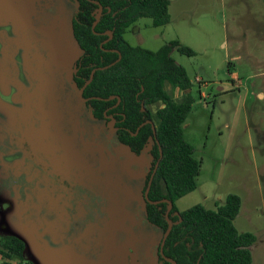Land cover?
<instances>
[{"label":"rangeland","instance_id":"374dc122","mask_svg":"<svg viewBox=\"0 0 264 264\" xmlns=\"http://www.w3.org/2000/svg\"><path fill=\"white\" fill-rule=\"evenodd\" d=\"M169 1L167 24L141 18L124 39L194 51L170 53L192 81L183 133L200 161L196 189L175 205L215 208L236 193L234 225L254 234L252 264H264V0ZM75 10V0H0V234L25 243L16 264H130V251L158 264L163 234L142 196L148 147L130 153L80 99Z\"/></svg>","mask_w":264,"mask_h":264},{"label":"trees","instance_id":"16d2710c","mask_svg":"<svg viewBox=\"0 0 264 264\" xmlns=\"http://www.w3.org/2000/svg\"><path fill=\"white\" fill-rule=\"evenodd\" d=\"M75 2L71 31L79 51L71 80L80 89L95 69L82 92L88 98L84 105L92 117L107 122L114 119V137L130 153L139 155L148 147L151 167L142 188L144 213L147 222L162 234L168 227V203L163 199L172 202L167 215L172 228L163 247L165 258L176 264H252L250 246L255 236L234 225L241 207L239 195L227 194L215 208L194 204L179 210L175 205L179 198L196 189L200 161L183 133L193 101L192 81L170 53L176 49L190 56L194 51L176 39L155 51L124 39L127 28L141 18H149L155 27L167 24L170 1ZM100 6L102 11L92 27ZM166 84L181 92L178 100L173 99ZM156 162L148 198L159 202L151 204L145 200L144 190ZM159 247L160 243L158 264H171L161 256ZM24 251L21 238L12 233L0 234V264L21 263Z\"/></svg>","mask_w":264,"mask_h":264},{"label":"water","instance_id":"95a60500","mask_svg":"<svg viewBox=\"0 0 264 264\" xmlns=\"http://www.w3.org/2000/svg\"><path fill=\"white\" fill-rule=\"evenodd\" d=\"M101 11H102V7L100 6V7H99V11H98V13H97V15H96L95 22H94V24H93L92 27H94V25L97 23ZM109 36H111V33H109ZM112 64H113V63H112ZM108 66H109V65L104 66V67H100V68H107ZM94 71H95V69L92 70L91 75H90V79L92 78V73H93ZM90 79H89V80H88V81H87V82H86V83H85V84L79 89V91H78V95H79L80 99H81L83 102H86V101L88 100V98H84V97L82 96V92H83L84 87H85V86L88 84V82L90 81ZM114 122H115V120L112 119V123H111V124L113 125ZM112 125H111V126H112ZM152 127H153V132H155L154 126H152ZM157 165H158V162L155 163V166H154V168H153V171H152V173H151V175H150V177H149V180H148V182H147V186H146V188H145V190H144V198H145L146 201H148V202L151 203V204H157V203L159 202V201H152V200H150V199L148 198V192H149L150 185H151V181H152V178H153L154 172L156 171ZM163 201H166V202L168 203V207H167V209H166V213H165V217H166V219H167V221H168V227H167L166 231L164 232V234H163V236H162V238H161L160 247H159V252H160L161 256H162L163 258H165L164 254H163V247H164L165 240H166V238H167V236H168V233L170 232V230H171V228H172V224H171V222H170V221L168 220V218H167L168 212H169V210H170L171 207H172V202L169 201V200H166V199H163ZM130 258H131L130 264H136L135 257H134V255H133V253H132L131 251H130ZM165 259L169 260V261L171 262V264H176L175 261H173V260H170V259H168V258H165Z\"/></svg>","mask_w":264,"mask_h":264},{"label":"crops","instance_id":"0c3cea01","mask_svg":"<svg viewBox=\"0 0 264 264\" xmlns=\"http://www.w3.org/2000/svg\"><path fill=\"white\" fill-rule=\"evenodd\" d=\"M260 93H262V92H258V93H257L258 96H260ZM263 95H264V94L262 93V96H260V98H264ZM157 262H158V260H157Z\"/></svg>","mask_w":264,"mask_h":264},{"label":"flooded vegetation","instance_id":"af4514ba","mask_svg":"<svg viewBox=\"0 0 264 264\" xmlns=\"http://www.w3.org/2000/svg\"><path fill=\"white\" fill-rule=\"evenodd\" d=\"M112 122V121H111ZM115 123V122H114ZM116 129H117V127H116ZM116 129L114 130V131H116Z\"/></svg>","mask_w":264,"mask_h":264}]
</instances>
